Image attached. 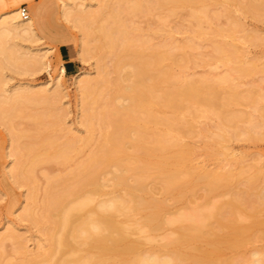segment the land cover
Returning a JSON list of instances; mask_svg holds the SVG:
<instances>
[{
	"label": "rangeland",
	"instance_id": "rangeland-1",
	"mask_svg": "<svg viewBox=\"0 0 264 264\" xmlns=\"http://www.w3.org/2000/svg\"><path fill=\"white\" fill-rule=\"evenodd\" d=\"M138 1L139 3H142V5L145 4V6L148 4L147 6L153 13H150L151 11H146L145 14L143 13L142 16L135 17L131 21L132 27L137 29L135 34H142L143 39L146 37H148V39L150 38L149 44L153 47H159L165 41L170 42L172 43L171 46L174 44L173 48L176 46V49L174 48V52L177 51L178 53V55L176 53V55L174 54L175 56H178V58L176 57V60L181 57L180 55L183 56L182 58L184 61H182L183 59L181 60L182 63L180 62V67V60H178V63H176L175 66H172L171 71L170 66H167L168 69H166L167 71H170L168 72L172 77L171 79L176 75L175 78H181V81H183H180L181 83L176 82L175 84H182L185 81L191 80L202 81L204 79H209L210 83L212 82V84H214L216 81L221 80V78L226 77L228 79L227 83L223 81L217 82V85L220 84V89H222L221 92L225 93L224 95V93L222 94L219 91V97L229 99L230 95L228 93H236V97L234 98L235 101H229V104L225 107L227 117L236 114V116H231L233 119L236 118L234 121L232 119L228 121L224 119L228 123H226L223 118L219 120V117H216V111H212V113L210 110V112H206L210 114L206 115L205 111L202 110L204 107L199 105H195V107L194 105L191 106L190 108L193 110H180L174 113L170 109H162V107L160 109L158 107L155 108V113L160 115L158 117L163 116L170 118V115H177L180 118L181 121L179 126L181 127V132H173L169 134V136H176L179 140L178 142H181L178 144L182 145V149L185 148L184 150L186 152L184 151V155L186 157H184L185 162L183 163V167L185 168L183 171L185 172L186 170L185 174L188 171V174L192 177L196 176V174L197 176L193 177L194 179L188 177V179L194 180L193 182L195 183L188 180L190 181V185L185 187L187 190L183 189V192L186 191L183 193L184 195H182L184 199H181L183 198L181 197L180 201H178L175 195L172 194L171 198L169 194L168 197L167 194L160 191L162 190V183L159 182L157 175L154 177V174H152L153 176L151 175V177L154 178L150 179L149 177L146 179L147 188L149 191L151 190L149 192L150 195H147L149 197L146 196V198L152 200L153 197L154 200L164 202V205L167 204L168 208L165 207V210H162V215L166 219H173L176 215H179L180 212L182 214V212L187 213L185 211H192L193 209H191V207L198 209L200 206H205L204 208H207V205L210 206L214 201H227L233 197V195L235 197L237 193H239V190L240 192L246 191V194L253 193V198L251 199H254V192L256 191L259 193L262 192V194L264 193V0H201L194 6L190 5L191 7H189L187 5L186 7L183 6L175 9V15L168 16L165 22H163L162 19L164 20V17L167 15V9L163 8L164 10H160L159 6H157L158 2L156 3L157 0H142L143 2L141 0H66L71 7L76 8L77 11H83V13H85L84 15H86L87 20L85 19L86 21L84 20L83 22L79 21V19L76 21L75 15L74 17H70L68 21L63 19L62 0H33L30 3L20 1L16 6L19 10L21 7H26L29 17L33 19L36 25V34L38 37L36 39L24 37L20 40L14 39L11 41H13V43H18L25 50H38L41 51V53H47V57L43 64L30 61L26 65L19 63L15 67L3 66L0 71V75L3 76L2 81H5L3 88L7 90V93H4L3 95L8 96V93L22 91L27 87L31 88V94H28L22 101H13L14 103L12 102L13 104L9 106L3 104L2 113L4 115L2 116H4V119H0V239L5 238L2 242L0 240V246H2L0 247V264H26L34 258L36 260H34L35 262L32 261L34 264H42L40 262L41 258L38 254L43 252L44 249L46 251L48 248L47 245H49L47 239L48 236L45 231L42 230L49 226V222L44 219L41 220V204H43L41 202H44L43 200H45L44 196H46V189H48V187H46L48 186L47 182L52 178L54 179L55 177L57 178L66 175L68 171L70 172L75 168L73 166H77L78 163L87 158L94 148L96 149L99 146L104 137L103 135L106 128H104L105 126H99L97 115H99L104 104L108 100L113 101L114 104H121V106L126 107V105H128L127 100L121 95V86L124 85H118L117 82L120 75L124 76L129 68L125 67L120 73L118 72L115 67L113 51L109 47L99 46L100 44L97 41L100 34L97 30L100 26L108 25L112 21L110 15L114 14L119 7L131 5ZM14 2L15 1L12 2V0H0V14L7 9H12L14 7L12 6ZM159 2L161 3V0H159ZM10 3H12V5ZM153 4L154 6H152ZM155 5L158 7H156L158 9L157 11L152 10ZM40 8L42 9L41 19L37 15V10ZM203 10L206 11L208 17L211 19L207 17L205 20L207 22H204V25H201L198 29L191 22L190 15L192 11L199 12ZM233 23H238L239 26L235 24V28ZM85 24L90 26L92 36L90 39L86 38V42H88L89 45L81 50L80 37L83 35V31L80 26ZM161 24H164L162 25L163 27H161ZM232 25H234V28H232V30L228 29L230 31L228 33L227 27H233ZM196 29L201 31L196 33ZM207 30H210L211 33L214 30L216 31L212 34H207ZM219 30H221V33L224 31V33L221 34ZM194 31L196 35L192 34ZM205 31L207 32L206 34L204 33ZM225 31L229 35L225 34ZM198 33L199 35L203 33V36H199ZM145 40H147V38ZM11 41L9 43H12ZM216 42H223V44L226 42L227 47L229 44L232 45L233 48L229 47L231 49H234L235 47L236 52L233 55L232 64L231 62L230 64L222 62L221 56L220 58L218 56V58H216L217 54L214 50V44H218ZM61 44L65 45V52H63V55L70 58L76 66V73L74 75H69L64 72L63 67L65 64L59 51ZM188 44L190 45L188 46ZM214 54L215 57H213ZM100 60L104 68L102 67L103 69L100 68L97 71ZM168 64L171 63L168 62ZM240 65L246 70V72L244 71V75H242L243 73L240 75L237 70H234L235 68H239ZM105 70L107 79L112 81L113 84L115 83V85H102L100 89L96 90L98 91L96 93V102H98L97 105L93 104L94 107L91 109L92 117L90 119V124H87L84 121V111L81 103L83 95L81 94V90H79L80 87L78 88L77 86L76 78L82 74H88L90 75L89 78L98 79L100 75L99 72L104 73L103 71ZM95 75L97 77H95ZM57 80L58 85L56 84ZM173 80L171 81L173 82ZM175 81L176 80H174V82ZM221 83L224 84L222 85ZM167 86L169 89L172 87L171 85L166 84L164 88ZM168 88L166 89L169 90ZM162 89L163 87L161 86V90ZM42 90H46L47 92L45 94L40 93ZM0 95H2L1 91ZM19 95H21V93ZM19 95H14V100L19 98ZM42 97H44L45 100ZM45 97L48 98V101ZM1 99H3V96H0V100ZM215 110L218 112V109ZM181 112H184V114H181ZM203 112L205 113V116ZM228 113L229 115H227ZM40 114L48 115L47 117L44 116V125L37 124L33 119V116L35 117ZM193 116L195 117V120ZM188 121L194 122H191L190 124ZM181 122L184 124L182 125ZM187 123L190 128L189 126H185ZM87 126L89 127L87 128ZM182 126L185 127L182 128ZM186 127L188 128V131L186 129L182 133ZM153 128L156 132L159 131L158 133L162 132V130L166 132L165 128L162 126H157L158 129L156 127ZM220 128L222 130H220ZM191 129L193 131H191ZM154 130L152 129L153 133H156ZM164 132L160 134H163ZM129 135L131 138L134 136L133 133L132 135ZM219 135H224V137H221L220 139ZM87 137H89L88 142L83 144L85 141L84 139H88ZM149 137L151 136L149 135ZM72 138H81L83 142L80 141L77 143V146L80 148L79 152L76 154H70V158L64 162L65 164L61 165L63 161L60 159H52V156L42 162L41 159L43 157L40 161L37 159V164L35 156L38 155V153L41 154L45 151L50 155L55 147L61 144V141L64 143ZM46 140L53 141L54 144L56 142L58 143L55 144L56 146L53 144L52 148L50 145L41 148V142H46ZM129 142L125 144L127 150L126 153L128 154L130 152L129 154L132 153L131 155H134L136 152L135 150H132V147H130L131 143ZM187 148L189 149V152ZM12 151L15 152L13 153ZM27 153L30 154L27 155ZM170 155H172V153L168 154V156ZM33 157L35 162H33ZM36 158H38V156H36ZM171 167L169 168L171 169ZM14 170L15 172L17 170L19 174L17 173L18 175H15ZM199 170L201 171L199 175L206 171L207 173L218 172V175L231 174L229 187L231 186L232 189L229 188L230 190H226H229L228 192L231 191L230 193L232 196H230L231 194L225 191V189H223V192L222 190H219L214 194L208 193L206 191V185L203 184L205 181L200 178L199 179L202 182H199L198 179V182L195 180V178L199 177ZM108 171H111L110 173H112L114 172V169L110 168ZM193 172L197 173L194 175ZM223 172L226 173L224 174ZM110 173L107 172V174L102 175L101 178L103 181L100 178V181L104 185L103 191L105 193L103 192L104 195H102V197H97L94 204L107 199L112 193H114L113 195L115 196L118 194L121 196L123 195V188L119 187L118 190L117 188L114 190V187H112V180H110L112 174L110 175ZM257 174L258 176H255ZM250 176H252V179L258 177V179H254L257 180L255 181L256 183H254L255 185L253 189L250 187L248 188L247 183L244 180ZM133 177V175H130L129 178L131 179H128L129 183H132L130 180L132 181V179L135 178ZM232 178L235 179V182L231 180ZM237 178L238 180H236ZM249 179L250 178H247V180ZM240 180H244L245 183ZM232 182H234V184ZM106 183H108V185ZM235 183L238 187L235 186ZM254 188H257L258 190L255 189V191H253ZM111 190H114V192ZM203 190H205L204 193L207 192L208 195H205ZM32 192L34 195V202L29 199L31 198ZM222 193L225 196L222 195ZM192 194L194 196H192ZM248 196L251 197L250 195ZM252 201L253 203H256V200L255 202L254 200ZM196 204L199 206L197 207ZM30 205H34L35 207ZM33 208L35 209L33 210ZM186 208L190 209L186 210ZM29 209L34 220H30V218L28 219L25 215ZM260 209L259 219L262 221V224L251 229V232H254L252 235L254 237H251L252 239L250 238L249 241L245 240L247 241L246 244H243V241V243H241L243 246L241 245V247H237L238 249H224L225 251H222L220 254V256L222 255V258L226 260H229V258L230 260L235 259V264H239V262L236 263L237 260L240 261L241 264L243 261L246 262L247 260L244 259L251 257L250 255H252V253L258 251L262 253L264 252V201ZM33 212L36 214V217ZM145 212L147 213L148 211ZM145 212H140V215L136 214L134 217L132 215L131 218H129V222L131 221L130 224H132V228L130 229L132 231L135 230V232L130 233V239L132 241H137L140 244V252L143 250L145 251V254L152 250L151 253H159L160 251L159 254H162L161 252L164 250L167 252L168 250L166 248L168 246L165 243L176 237L175 232L178 233V225L173 224L176 226L175 228L172 227L173 225H171V227L168 225L169 227L166 226L168 229L163 226L164 228L160 227L156 232L155 230L154 232H149L147 227L144 228L142 226V230L140 229V231H137L134 226L143 223V221L141 223L142 219H139L141 217L144 219V216L146 215ZM38 218L41 223L38 224L41 226L35 222L36 219L38 221ZM242 218L243 217H241V219ZM135 220L139 222L137 225H133L136 224ZM242 220L245 221V224L251 221L247 218L245 220V216ZM43 221L46 225L42 224ZM117 221L123 226L131 227L130 225H125L128 223V219L126 217L124 218L123 215L118 218ZM10 232L13 235L15 234L14 239H9L8 236L10 235ZM17 241H19L18 244H21L23 248L18 247L19 245L17 244ZM204 243L201 242L203 248L205 246L207 247L206 242ZM169 247L168 249L171 250L173 246ZM185 247L186 246H182V248ZM187 248L189 249V247ZM186 249L182 250L185 251ZM190 250L191 249H189V251ZM24 261L25 263H23Z\"/></svg>",
	"mask_w": 264,
	"mask_h": 264
},
{
	"label": "bare ground",
	"instance_id": "bare-ground-1",
	"mask_svg": "<svg viewBox=\"0 0 264 264\" xmlns=\"http://www.w3.org/2000/svg\"><path fill=\"white\" fill-rule=\"evenodd\" d=\"M13 1H15L14 4H10L14 7L12 9H7L0 14V71L1 67L3 66L15 67L19 63L26 65L30 61H34L38 64H43L45 58L47 57V53H41V51L38 50H25L18 43H13V41H11L14 39L20 40L24 37H30L34 39L38 37L36 34V25L33 19L30 17H28V19H23L21 17V11L16 6V4L20 1L30 3L33 0H12V2ZM200 1L201 0H161L160 3L159 0H157L156 3H159V5L157 3V6H159L160 10L167 9L168 13L167 15L165 14L166 16L164 15L166 19L165 17L164 20L162 19V21L165 22L168 16L175 15V9L183 6L186 7L187 5L191 7L190 5L194 6L197 2ZM61 3L62 17L65 21H68L70 17H74V15L77 17H75L76 21L77 19H79V21L83 22L86 19V15H84L85 13H83V11H77V9L71 7L70 4L66 2V0H62ZM147 5H142V3H139L138 1L134 2L131 5L119 7L117 10L115 9L116 12L112 14L113 16L110 15L112 17V21L108 25L100 26L97 30L100 34L97 42H99L100 47H109L113 51L115 67L117 68L118 72L120 73V71H122L125 67L129 68L124 76L120 75L117 82L118 85H124L121 86V95L124 96V98L127 100L128 105H126L125 107L121 106V104H114L113 101L108 100L104 104V107L102 108L99 115H97L99 126H105L104 128H106V131H104L105 133L103 135L104 137L99 146L96 149L94 148L95 150L93 149L86 159H83V161L78 164L76 163L77 166H73L75 168H73V170H71L70 172L68 171L66 175L57 178L55 177L54 179H50L49 177L50 180H47V193L46 196H44V202H41L43 203L41 204V220L44 219L48 221L49 226H47V228L45 226L46 229H44V226L42 225L43 227L41 228H43L42 230H44L48 236L47 239L49 241V245H47L48 248L46 251L44 249L45 252L43 251L38 254V256L41 258L40 262L42 264H235V259L230 260L229 258V260H226L222 258V255L220 256L221 252L225 251L226 249H238L237 247H241V245L243 246V244H246L251 237H254L252 236L254 232H251V229L262 224V221H260L259 219V215L261 205L264 201V193L262 194V192L259 193L258 191H256L254 192V199H251L253 198V193L246 194V191L240 192L239 190V193H237L235 197L233 195L231 199L227 195L228 193L231 194V191L228 192L230 190L229 188H231V186L229 187L231 182V174L218 175V172L207 173L206 171L205 173L199 175V173H201V171L199 170V177L195 178V180L197 181L198 179L199 182H202L200 181V179L204 180L205 183L203 184L206 185V191L208 193L214 194L219 190H222L223 192V189H225V191L228 192L226 195L230 199L227 201H214V203H212L210 206L207 205V208H204L205 206H200V208L198 209L191 207V209H193L192 211H185L187 213L182 212V214L180 212V214L176 215L177 217L175 216V218H173V216L171 215L173 219H166L162 215V210H165V207L168 208L167 204L164 205V202L154 200L152 196V200L146 198L147 195H150L149 192L151 191L148 190V186L146 185V179H148L149 177L151 179L154 178L155 175H157L159 182L162 183V190H159L164 194H169L171 198L172 194L175 195L176 199L180 201V198L183 197L182 195H184L183 193L186 192H183V189L187 190V188L185 187H188V185H190V181H194L190 179L197 176L196 174V176L192 177L190 174H188V171L186 173L187 175L185 174L186 170L185 172L183 171V169H185L183 167V163L185 162L184 157H186L184 155L185 148L182 149V145L178 144L181 142H178L179 140L176 136L175 137L177 138V140L175 137H170L172 135L169 136V134L173 132H181V127L179 126V123L181 121L180 118L176 114V116L170 115V118H166L163 116L158 117L160 115H158L154 111L156 107H158L159 109L161 107L162 109H170L174 113L180 110H193L192 108H190L191 106L194 105L195 107V105H199L204 107V109L202 110H204L205 113L210 112V110L211 112L216 111V117L218 116L219 120L223 118V120L225 119L226 121L231 119L234 121V119H236H233V117H231L236 116V114L229 115L228 113L227 115H229V117H227L225 110V107L227 106V104H229V101H235L234 98L236 97V93H228L230 95L229 99H224L225 97H219V91L221 92L222 89H220V84H218L219 86L217 85V82L223 81L227 83L228 79L226 77L221 78V80H218L216 82L214 81L216 83L215 84L213 82L215 85L212 84V82L210 83L209 79H204L202 81L191 80L185 81L182 84H175L176 82L181 83L183 81H181V78H175V75V79H173L176 81L174 82V80L171 79L172 77L169 72L171 71L172 66H175L176 63H178V60H180L179 67L181 66L182 61H184V59L182 58L183 56L180 55V53L179 55L181 57L176 60V57L178 58V56H175L176 54L178 55L177 51L174 52V48L176 46L173 48L174 44L173 46H171L172 43L165 41L161 46H159V44V47H153L151 46V44H149L150 38L148 39V37H146L147 40H145L146 38L144 37L145 39H143L142 34H135V31L137 29L132 27L131 21L135 17L142 16L143 13L145 14L146 11L150 12L151 10ZM152 6H154V4ZM157 6L155 5L154 8L152 7V10L157 11ZM150 13L153 12L151 11ZM37 15L41 19V8L37 10ZM190 17L191 22L196 28L199 29L201 25H204V22H207L205 20L208 17V14L205 10L199 12L192 11ZM208 18L211 19L210 17ZM235 24L238 25V23ZM162 25L164 24H161V27H163ZM234 25H232L233 27L230 28L227 27V30H232V28H234ZM80 28L83 31V35L80 37V49L83 50L89 45V43L86 42V38L90 39V37L92 36V32L90 26L87 24L80 26ZM198 29H196V33L201 31H198ZM220 31L221 30H219V32ZM226 31L225 34L229 35L228 33L230 31L228 30V33ZM207 32L205 31L204 33H213H211L210 30H207ZM223 33L224 31L221 34ZM192 34L196 35L195 31L194 33L192 32ZM200 35L203 36V33ZM10 41L12 43H9ZM189 45L190 44H188V46ZM214 45L215 48L214 46L213 48L215 50V53L217 54L216 58H220L221 56L222 62H226V64H230L231 62L232 64L233 55L236 52L235 47L234 49L229 48L232 47V45L230 44L227 47L226 42H224V44L222 42ZM213 57H215V54ZM168 62L171 64H168ZM167 66H170V71L168 70L169 72L166 70L168 69ZM98 67L99 68H97V71L102 67L104 68L101 60L98 64ZM241 67L242 66L240 65L239 68H235L234 70H237L240 75L242 73V75H244V71L246 72V70H244V67H242L243 69ZM101 72H99L100 75L98 79H91L89 78L90 75L88 74H82L78 76V78H76L77 86L78 88L80 87L79 90H81V94L83 95L81 103L84 111V121L87 124H90V119L92 117L91 109L94 107L93 104L97 105L98 102H96V93L98 92L96 90L100 89L102 85H115V83L113 84L112 81L107 79L105 74L106 70L103 71L104 73ZM95 77L97 76L95 75ZM2 80L3 76L0 75V91L2 92V95L0 96H3V99L0 100L1 120L4 119V116H2L4 115L2 113V110L5 104L9 106L14 103L13 101H22L28 94H31V88L27 87L22 91L8 93V96L3 95L4 93H7V90L3 88L5 81ZM171 80H173L174 83ZM56 84L58 85V80ZM164 84L171 85V89H169L168 86L166 88H168L169 90L164 88ZM221 84L223 85L224 83ZM161 86L163 87L162 90ZM46 92V90L40 91V93L44 94ZM20 93L21 95H19ZM14 95H19L20 97L14 100ZM42 98L44 99V97ZM47 99L48 98H46V100ZM215 109H218V112ZM205 113L203 112L204 116ZM181 114H184V112H181ZM207 114L208 113H206V115ZM44 116L47 117L48 115H36L35 117L33 116V119L37 122V124L44 125ZM191 122L189 123L191 124ZM181 124L183 125L184 123L181 122ZM157 126L164 127L166 132H164V130H162V132H164L163 134H160L162 132L158 133L159 131L156 132L153 127L157 128ZM185 126L188 127L189 124L187 123V125ZM185 126H182V128H184ZM88 127L89 126H87V128ZM187 127L182 131V133L186 129L188 131ZM152 129L156 133H153ZM220 130L222 129L220 128ZM191 131L193 130L191 129ZM132 133L134 135L133 138H131V136L129 135H132ZM149 135L151 137H149ZM221 137H224V135H221L219 138L221 139ZM87 138L88 139H84L85 143L81 140V138H72L65 142L63 141L64 143H62L61 141V144L57 145V147H55L54 151L50 155L45 151L43 153L40 152L41 154L38 153V155H36L38 156V158H36L35 156L36 162L38 164V161H40L42 157L43 158L41 159V162L44 160L46 161L52 156V159H60L61 161H63L61 163V165H63L65 164L64 162L66 160H69L70 154H76L79 152L80 148L77 146V143L81 141L83 142V144H86V142H88L89 140V137ZM128 142L131 143L132 146L130 145V147H132V150H135L136 152L134 155H131L132 153L129 154L130 152L128 154L126 153L127 150L125 148V144ZM53 144V141L46 140V142H41L40 146L41 148H43L50 145L52 148ZM169 153H172V155L168 156ZM28 154L30 153H27V155ZM35 159L33 157V162H35ZM37 159L39 160L37 161ZM171 166L174 168H172ZM169 167H171V169ZM110 168L114 169V172L110 173L111 171H108V169L110 170ZM107 172H109L110 175L112 174V178L110 180H112L111 184L112 187H114V190H116V188L118 190V188L120 187L124 189V193H122V196L119 194V196L117 194V196H115L113 195L114 193H112L111 196H109L107 199L94 204L95 199L99 196L102 197V195H104L105 193L103 191L104 185L100 181V178L102 177V175L107 174ZM14 173L15 175L19 174L17 170L16 172L14 170ZM152 174H154V177H151ZM130 175H133L135 177H133L134 179H132V181L130 180V182L132 183L128 182V179L132 178H129ZM255 176H258V174ZM188 177L190 179H188ZM247 178L250 179L247 180ZM247 178L244 179L247 183V187L253 189L255 185L254 183H256L255 181L258 179V177H255L257 178L256 180H254L255 178L252 179V176ZM231 180L235 182V179L232 178ZM236 180H238V178ZM244 180L240 181L245 183ZM234 182L232 183L234 184ZM106 184L108 185V183ZM235 186L238 187L237 184ZM255 189L257 188H254L253 191H255ZM114 190L111 191L114 192ZM204 191L205 190H203V193ZM207 192H205L204 194L208 195ZM31 194L33 195V192ZM32 195L29 199L34 202V195ZM209 195L212 196L211 194ZM222 195L224 194L222 193ZM248 195H250L251 197H249ZM192 196L194 195L192 194ZM230 196H232V194ZM181 199H184V197ZM252 200H254V202L256 200V203H253ZM34 209L35 208H33V210ZM187 209L189 210L190 208H186V210ZM143 211H148L147 213L145 212L146 215L144 216V219L142 217L139 219H142L141 223L142 221L143 223L137 225L139 222L135 220L136 224H133L137 225L134 226L137 231H140V229L142 230V226L144 228L147 227L149 232H154V230L156 232L160 227L163 226L167 228L169 227L168 225H170V227L173 224L178 225V233L175 232L176 237L165 243L168 247L173 246V250H169L167 247L166 249L168 251L165 252L166 250H164L161 252L162 254H159L160 251L159 253H151L153 250L145 254V251L143 250L142 252H140V244L137 241H132L130 239V233L135 232V230L133 229L134 231H132L130 229L132 228V224H130L131 221L129 222V218H131L132 215L133 217L136 214L140 215V212ZM25 215L28 217V219L30 218V220H34L30 213V209L25 213ZM34 215L36 217L35 213ZM122 215L124 218L126 217L128 219V223L124 224L130 225L131 227L123 226L117 221V219L122 217ZM244 216L245 220L247 218L251 221L245 224V221L242 220L244 219ZM241 217L243 218L241 219ZM38 221L37 219L35 220L37 224L40 223V221ZM42 224H45V222L43 221ZM172 227L175 228L176 226L173 225ZM8 237L9 239H14L15 234L13 235L10 232V235ZM3 239H0L1 242ZM201 242H206L207 247L205 246L206 248H203L201 246ZM18 243L19 241H17V244ZM182 246L186 247L182 248ZM18 247H22L21 244ZM187 247H189V249L191 250L189 251ZM182 249L186 250L184 251ZM250 256L251 257H248L249 259H244L247 260L246 262L243 261L244 264H264V252H254ZM34 260L35 258L32 259V261ZM32 261L28 263L26 260V264H34ZM238 262L240 264V261L237 260L236 263ZM243 262H241V264H243ZM23 263H25V261Z\"/></svg>",
	"mask_w": 264,
	"mask_h": 264
},
{
	"label": "crops",
	"instance_id": "crops-1",
	"mask_svg": "<svg viewBox=\"0 0 264 264\" xmlns=\"http://www.w3.org/2000/svg\"><path fill=\"white\" fill-rule=\"evenodd\" d=\"M65 45L64 44H61L60 45V55H61V58L64 62V72L66 74H69V75H74L76 73V66L74 65V63L72 62V60L70 58H68L66 55H63V52H65Z\"/></svg>",
	"mask_w": 264,
	"mask_h": 264
},
{
	"label": "built area",
	"instance_id": "built-area-1",
	"mask_svg": "<svg viewBox=\"0 0 264 264\" xmlns=\"http://www.w3.org/2000/svg\"><path fill=\"white\" fill-rule=\"evenodd\" d=\"M20 11H21V17L23 19H28L29 14H28V11H27L26 7H21Z\"/></svg>",
	"mask_w": 264,
	"mask_h": 264
}]
</instances>
